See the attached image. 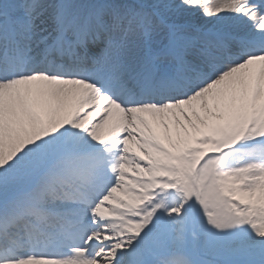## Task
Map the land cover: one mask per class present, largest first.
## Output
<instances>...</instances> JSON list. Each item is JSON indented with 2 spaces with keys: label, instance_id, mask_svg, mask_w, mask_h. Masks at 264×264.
<instances>
[{
  "label": "snow or ice",
  "instance_id": "6c2138e0",
  "mask_svg": "<svg viewBox=\"0 0 264 264\" xmlns=\"http://www.w3.org/2000/svg\"><path fill=\"white\" fill-rule=\"evenodd\" d=\"M0 264H264V0H0Z\"/></svg>",
  "mask_w": 264,
  "mask_h": 264
}]
</instances>
